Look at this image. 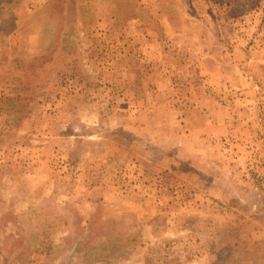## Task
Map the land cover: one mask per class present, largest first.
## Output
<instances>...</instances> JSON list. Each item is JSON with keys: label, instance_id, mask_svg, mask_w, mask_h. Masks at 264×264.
<instances>
[{"label": "rangeland", "instance_id": "rangeland-1", "mask_svg": "<svg viewBox=\"0 0 264 264\" xmlns=\"http://www.w3.org/2000/svg\"><path fill=\"white\" fill-rule=\"evenodd\" d=\"M0 264H264V0H0Z\"/></svg>", "mask_w": 264, "mask_h": 264}]
</instances>
